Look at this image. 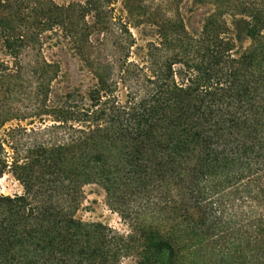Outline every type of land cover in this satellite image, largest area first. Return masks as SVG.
I'll return each mask as SVG.
<instances>
[{
	"label": "trees",
	"instance_id": "obj_1",
	"mask_svg": "<svg viewBox=\"0 0 264 264\" xmlns=\"http://www.w3.org/2000/svg\"><path fill=\"white\" fill-rule=\"evenodd\" d=\"M184 1L0 0V264H264V0ZM90 185L125 231L75 218Z\"/></svg>",
	"mask_w": 264,
	"mask_h": 264
},
{
	"label": "rangeland",
	"instance_id": "obj_2",
	"mask_svg": "<svg viewBox=\"0 0 264 264\" xmlns=\"http://www.w3.org/2000/svg\"><path fill=\"white\" fill-rule=\"evenodd\" d=\"M57 4H64L69 0H53ZM119 5L116 6L118 8ZM183 8L186 18L189 20L188 24L191 27H197L199 20L204 16V14L211 10V6H202L201 4L195 3L194 0H186L183 2ZM117 13V12H115ZM118 14V13H117ZM136 34V31L133 30ZM45 42L43 46L44 55L51 60L58 63L60 67V76L57 80V87L63 90H70L72 88L81 86L86 87L88 84L92 83L91 78L81 71L80 64L75 56L69 51L67 46L62 43L54 44L46 35L43 38ZM29 55V54H28ZM29 60V56H26L25 62ZM5 63L6 65L13 66L15 68L17 60L11 58L5 51L2 43L0 41V63ZM22 95H17L16 93L12 95H5L4 101L12 100V108L19 106L16 102L21 100ZM2 99V98H1ZM15 101V102H14ZM27 103L24 101L23 106ZM29 120L23 121L20 124L22 126H28ZM17 121L13 120L8 122L4 128L16 126ZM2 130H0L1 134ZM22 193V187L20 184L10 175L4 174L0 178V195L3 196H14L20 195ZM75 218L83 222H96L107 225L118 231H125L126 226L122 223L118 215L112 212L106 204V199L104 192L95 185L86 186L84 188V195L78 210L75 213ZM131 260H124L121 264H131Z\"/></svg>",
	"mask_w": 264,
	"mask_h": 264
}]
</instances>
